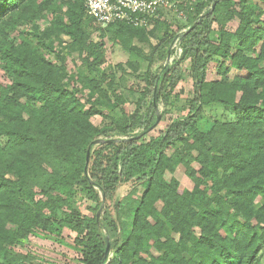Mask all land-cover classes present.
<instances>
[{
	"label": "trees",
	"instance_id": "trees-1",
	"mask_svg": "<svg viewBox=\"0 0 264 264\" xmlns=\"http://www.w3.org/2000/svg\"><path fill=\"white\" fill-rule=\"evenodd\" d=\"M85 1L0 0V68L9 79L0 85V137L6 139L0 144V264H29L31 256L16 251L17 245L32 234L65 243V229L76 233L68 245L82 254L80 264H264V8L256 0H195L193 9L185 8L189 30L180 35L182 58L163 71L156 99L149 70L137 109L100 128L91 120L100 109L95 100L87 108L71 87L77 80L62 55L65 49L66 55L86 54L90 99L94 93L108 97L104 54L90 32L91 24L103 28ZM47 14L50 24L41 30L38 21ZM236 16L239 26L229 33L226 24ZM215 23L217 42L211 36ZM27 24L32 31L19 29ZM111 27L123 42L146 29L125 22ZM172 38L167 29L154 51ZM188 57L194 80L188 115L141 145L135 129L147 130L160 100L170 102L167 87L175 88ZM219 57L232 66L222 60V78L209 81V64ZM232 67L240 74L231 76ZM215 105L231 108L234 118L202 130L205 109ZM99 138L105 142L93 146L86 168L88 146ZM169 146H177L171 157L165 154ZM178 163L192 189L163 177ZM128 183L132 188L120 197ZM80 199L95 204L94 215L84 212Z\"/></svg>",
	"mask_w": 264,
	"mask_h": 264
},
{
	"label": "rangeland",
	"instance_id": "rangeland-1",
	"mask_svg": "<svg viewBox=\"0 0 264 264\" xmlns=\"http://www.w3.org/2000/svg\"><path fill=\"white\" fill-rule=\"evenodd\" d=\"M256 2L264 8L263 0H256ZM209 9L211 7H207L206 11ZM51 17L50 14H47V17L38 21L41 30L49 26ZM159 21L160 23L152 22L151 26L146 27L142 35H135L131 39L127 38L126 42L119 39L115 27H107L100 30L98 27L96 28V25L91 24V39L99 43L100 50L104 54V60L100 68L107 75V81L104 83L103 88L108 97H101L98 93H94V96L90 99V88L87 87L85 78L91 76L92 73L88 69V64L85 62L84 56L86 54L80 56L78 52H75L66 55V49L63 51L62 55L65 57L64 62L67 65L68 73L74 75L77 80L71 87L76 85L78 95L87 108L95 100L94 104L101 111L100 114L94 115L91 118L93 124L97 127L114 126L115 123L123 120L124 114H131L137 109L141 96L148 85L149 70L152 76L156 77V81L160 78V87L163 80L162 73L165 68L169 70L176 60H181L183 43L181 44L180 35L189 29L186 28L188 24L187 19H181L176 14L167 12V14L163 15V19H159ZM239 23L240 19L236 16L226 24V30L229 33H234ZM19 29L32 31V24L24 25ZM167 29L173 34L171 42L161 50L154 51V48L160 43ZM211 36L214 42L220 40V30L217 23L212 27ZM12 37L14 39L17 38V31L12 33ZM67 40L69 39H63V46L67 45ZM232 44L235 45L236 40H232ZM48 57L55 63L59 62V59H57L54 53L49 54ZM222 60H224L227 66H232L229 59L222 57H219V59L216 58V60L214 59L210 62L207 71V79L209 81L222 78L217 70ZM191 63L192 60L189 57L182 61L181 79L174 89L171 90L170 86L167 87L168 92H171L170 102L162 99L157 104L156 114H160L158 125L147 133H142L144 130L142 128L135 129L134 134L139 135L138 138L140 139L141 145L146 144L152 138L158 137L173 121L188 115L190 101L194 97V80L192 77ZM230 73L231 76L240 74L234 67L231 68ZM111 80L112 86L109 87ZM8 82L9 79L5 71L0 68V85H5ZM152 98L153 93H150L144 103H142V114L145 113L151 104ZM230 118H234V113L231 108L220 105L207 107L199 127L202 130H207L216 120L222 121ZM121 139H125V137ZM5 140V137H0V144H3ZM176 148L177 146L167 147L165 150L166 156L171 157L176 151ZM152 166L153 163L150 162L149 167L151 168ZM193 166L196 169L199 168L196 162L193 163ZM163 177L166 179L176 178L180 182L181 188L192 189L194 186L185 172V167L181 163L177 164L174 171L166 170ZM131 188L132 184L130 183L121 186L119 196L127 195ZM140 189L141 187L139 186ZM80 201L85 204L84 212L89 215H94V212L90 208H94L95 204L82 199ZM259 202L260 199L257 200V203ZM62 237L65 243L57 242L46 235L32 234L28 239L24 240L22 245H17L15 250L23 254H29L31 256L29 264H80L82 254L75 248L69 246L75 244L76 233L65 229L62 232ZM143 255L148 258L150 257L148 254Z\"/></svg>",
	"mask_w": 264,
	"mask_h": 264
},
{
	"label": "built area",
	"instance_id": "built-area-1",
	"mask_svg": "<svg viewBox=\"0 0 264 264\" xmlns=\"http://www.w3.org/2000/svg\"><path fill=\"white\" fill-rule=\"evenodd\" d=\"M195 0H86L85 6L101 28L125 22L136 27H149L167 12L187 19V10L193 9Z\"/></svg>",
	"mask_w": 264,
	"mask_h": 264
},
{
	"label": "water",
	"instance_id": "water-1",
	"mask_svg": "<svg viewBox=\"0 0 264 264\" xmlns=\"http://www.w3.org/2000/svg\"><path fill=\"white\" fill-rule=\"evenodd\" d=\"M215 3H216V1L212 4V7H211L210 12H212V11L214 10V8H215ZM204 15H205V14H202L201 17H203ZM194 26H195V24H194ZM188 30H189V29H188ZM188 30H186V31H188ZM159 83H160V78H158L157 81H156L155 91H154V99H156V97H157V91H158ZM159 121H160V114L157 113V118H156L155 122H154V123H153V124L147 129V130H145L143 133H147V132H149L150 130H152L155 126L158 125ZM137 137H139V135H138ZM103 142H105V140L102 139V138H99V139H96V140H94L93 142H91V144L88 146L86 168H87L88 163H89V160H90V155H91V152H92V148H93V146L96 145V144L103 143ZM102 209H103V207L100 208V210H99V212H98V214H97L98 217L100 216V214H101V212H102ZM105 253H106V254H105V260H106L107 257H108V255H109V253H110V240H109V237H107V245H106V251H105Z\"/></svg>",
	"mask_w": 264,
	"mask_h": 264
}]
</instances>
